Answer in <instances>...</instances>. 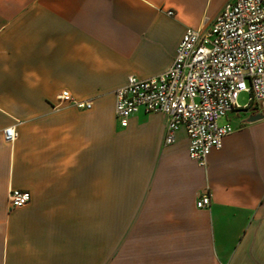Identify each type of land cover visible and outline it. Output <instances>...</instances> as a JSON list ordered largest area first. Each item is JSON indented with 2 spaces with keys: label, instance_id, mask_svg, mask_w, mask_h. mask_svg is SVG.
I'll list each match as a JSON object with an SVG mask.
<instances>
[{
  "label": "crops",
  "instance_id": "obj_1",
  "mask_svg": "<svg viewBox=\"0 0 264 264\" xmlns=\"http://www.w3.org/2000/svg\"><path fill=\"white\" fill-rule=\"evenodd\" d=\"M227 1L0 0V264H264V118H220L199 163L184 128L164 144V114L114 115L128 76L167 70ZM14 188L31 198L10 209Z\"/></svg>",
  "mask_w": 264,
  "mask_h": 264
},
{
  "label": "built area",
  "instance_id": "obj_2",
  "mask_svg": "<svg viewBox=\"0 0 264 264\" xmlns=\"http://www.w3.org/2000/svg\"><path fill=\"white\" fill-rule=\"evenodd\" d=\"M240 92L248 93L244 107L236 103ZM114 97L121 127L140 109L162 113L164 144L174 143L177 131L184 128L189 158L205 163L232 129L228 122L219 123L220 118L238 108L264 118V0H229L208 28L186 27L167 70L143 79L128 76ZM57 100L79 110L92 107L90 100H78L67 90L59 92ZM3 135L13 142L17 132L10 126ZM30 198L27 190L10 189L9 208H21ZM209 205L210 194L203 192L196 206Z\"/></svg>",
  "mask_w": 264,
  "mask_h": 264
},
{
  "label": "rangeland",
  "instance_id": "obj_3",
  "mask_svg": "<svg viewBox=\"0 0 264 264\" xmlns=\"http://www.w3.org/2000/svg\"><path fill=\"white\" fill-rule=\"evenodd\" d=\"M248 102V93L246 92H240L236 96V103L239 107H244L246 103ZM219 123L222 122V120L218 121Z\"/></svg>",
  "mask_w": 264,
  "mask_h": 264
},
{
  "label": "water",
  "instance_id": "obj_4",
  "mask_svg": "<svg viewBox=\"0 0 264 264\" xmlns=\"http://www.w3.org/2000/svg\"><path fill=\"white\" fill-rule=\"evenodd\" d=\"M259 118H262L260 114H250L248 117V121H253Z\"/></svg>",
  "mask_w": 264,
  "mask_h": 264
}]
</instances>
